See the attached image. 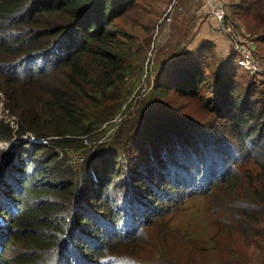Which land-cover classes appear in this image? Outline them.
Listing matches in <instances>:
<instances>
[{
  "label": "trees",
  "instance_id": "1",
  "mask_svg": "<svg viewBox=\"0 0 264 264\" xmlns=\"http://www.w3.org/2000/svg\"><path fill=\"white\" fill-rule=\"evenodd\" d=\"M138 2L0 0V91L19 118L17 127L0 118V264H208L201 258L212 251L243 264L233 244L264 204V75L239 66L228 36L222 52L210 21L183 46L168 45L174 74L155 81L158 70L151 94L111 136L84 143L100 139L128 100L117 19ZM232 5L226 19L264 43V0ZM199 197L225 218L223 229L234 227L226 255L215 236L210 247L184 234L188 259L164 263L158 249L146 262L131 257L143 240L145 251L154 240L167 249L162 223Z\"/></svg>",
  "mask_w": 264,
  "mask_h": 264
},
{
  "label": "rangeland",
  "instance_id": "2",
  "mask_svg": "<svg viewBox=\"0 0 264 264\" xmlns=\"http://www.w3.org/2000/svg\"><path fill=\"white\" fill-rule=\"evenodd\" d=\"M171 1L172 0H139L137 4L129 8L125 15L117 19V26L122 30V33L119 35L120 39L118 45L122 49V58L125 68V75L121 84L130 90V94L128 100L122 104L113 118L104 122L100 127V135L103 136L97 140L89 139V143H86L88 148L95 144H99L102 140L111 136L120 123L128 118L132 111L138 108L140 102L147 95L151 94V88L156 80L174 74L173 69L170 70L171 66L169 63L170 57L175 58L171 53V49L179 44L183 46V41H188L192 34L198 31L201 32V23H203V19L209 20L212 15L215 23L213 14L210 12L209 8L205 6V0H182L183 10L179 13L177 12L174 15L173 21L167 23L168 25L165 24L164 28L159 33H156L157 20L163 16L166 7ZM233 1L239 0H225L226 8L230 16L233 8ZM237 30L240 31V29ZM123 32L128 35H124ZM212 36L215 39H223V43L225 44L224 46H220L222 52H230L231 45L229 39H227V35L218 31H213ZM158 40H161L160 47L155 50L152 49L155 47ZM204 41L208 44L210 43L206 40V35H202L200 43ZM249 41L252 42L256 50H258L261 59H264V57H262V54L264 55V43L253 40ZM151 42L153 43L151 44ZM168 45H171L172 48L169 52H166ZM162 52L165 53L160 54ZM215 52L219 51L215 49ZM239 66L243 67L241 65ZM158 70H161L163 73L154 81ZM6 113L7 110H4L3 103H0V116ZM5 117L7 118L8 116L5 115ZM80 152H71V157L78 163L84 159L82 158L84 155ZM255 171L258 172V169L255 168ZM218 194L220 195L221 193L217 192L215 197L219 200ZM212 197L213 196L210 198ZM208 202L211 203L209 197H199L188 200L183 205L186 206L185 209L174 212L173 215L168 217L167 222L162 223V227L170 230L172 234L171 243L167 249L164 250L160 243L154 240L147 246L145 251L146 240H143L131 257L146 262V254L151 256L154 254L155 249H158V258L161 262H167L169 257L176 253H181L179 255L182 258L188 259L189 252L187 250H180L181 244L184 241L182 238L184 234L190 235L204 246L210 247L213 245L210 243V239L215 236L214 238L220 241L218 244L219 248L226 255L230 247H232L230 232L234 227L230 226L223 229L222 226L227 225L224 224L226 222L225 218L218 212L216 213L213 211V209H209ZM228 205L235 209L231 203ZM255 212L258 213L257 217L253 221L252 219H247L243 225L246 235L238 238V241L233 244V246L239 245L244 251L242 258L243 264H264V204L257 206ZM218 230L220 234H217ZM195 251L197 252L198 250L196 249ZM215 256L216 251H212L205 253L201 260L208 264L226 263L220 262L217 259L214 260L213 258Z\"/></svg>",
  "mask_w": 264,
  "mask_h": 264
},
{
  "label": "built area",
  "instance_id": "3",
  "mask_svg": "<svg viewBox=\"0 0 264 264\" xmlns=\"http://www.w3.org/2000/svg\"><path fill=\"white\" fill-rule=\"evenodd\" d=\"M205 1L210 5L211 10L216 19V24L213 27L216 30L227 33L232 37L234 43V50L240 53V56L238 58L239 65L244 66L253 73L264 74V59H261L260 55L256 53L255 46L252 44V42L247 39H244L241 36L240 32H238V30H236V28L233 26V24L226 19V10L223 2L221 0ZM174 9L175 1L168 6L162 18L159 20L160 26L164 22L171 21ZM7 116V119L15 125L16 122L14 117L9 115ZM32 139H34V137H32ZM85 142L88 143L87 138L85 139Z\"/></svg>",
  "mask_w": 264,
  "mask_h": 264
},
{
  "label": "clouds",
  "instance_id": "4",
  "mask_svg": "<svg viewBox=\"0 0 264 264\" xmlns=\"http://www.w3.org/2000/svg\"><path fill=\"white\" fill-rule=\"evenodd\" d=\"M175 1V9H174V12H175V10L177 9V8H179V9H181V6L177 3V0H172L170 3H169V5L172 3V2H174ZM222 1V0H221ZM223 2V1H222ZM223 4H224V6H225V3L223 2ZM168 5V6H169ZM168 6L166 7V9L168 8ZM205 6L206 7H208L209 8V10H210V12L213 14V12H212V10H211V7H210V5L205 1ZM166 9H165V11H166ZM225 10H226V7H225ZM174 12H173V14H174ZM165 13V12H164ZM163 13V14H164ZM173 14H172V17H173ZM213 16H214V14H213ZM162 18V17H161ZM160 18V19H161ZM214 18H215V16H214ZM159 19V20H160ZM159 20L157 21V24H156V33H159V31L160 30H162V28H163V26L165 25V24H167V23H169V22H164V23H162L161 24V26H160V24H159ZM172 20V19H171ZM159 24V25H158ZM216 24V19H215V23H214V21L210 24V29H212L213 31H218V30H216L213 26ZM238 28H236V30H237ZM218 32H220V31H218ZM238 32H240V31H238ZM221 33H224V32H221ZM225 35H227L228 36V38L231 40V42L233 43V39H232V37L229 35V34H227V33H224ZM240 34H241V36L245 39V37H244V35H243V33L242 32H240ZM247 40H249V39H247ZM233 48H234V43H233V46H232ZM256 49V48H255ZM256 51V53H258L259 54V52H258V50H255ZM262 57H264V55H262ZM239 64V63H238ZM244 67V66H243ZM245 68V67H244ZM247 69V68H246ZM248 70V69H247ZM253 73V72H252ZM256 74H259V73H256ZM261 75H264V74H261ZM0 96H1V98H0V103H3V106H4V110H7V115H9V116H13L14 117V119H15V122H16V124L14 125V124H12L11 123V121L10 120H8L6 117H5V115H1L0 116V118H4L6 121H9L10 122V124L13 126V127H17L18 126V124H17V122L19 121V118H18V114L17 113H15V112H11V111H9L8 109H6V108H9L7 105H6V98H5V95H4V93H2L1 91H0ZM31 136H30V139L32 140V141H42V142H47L48 141V139L47 138H36L33 134H30ZM32 137H34V139H32ZM84 138L86 139V137L84 136ZM85 139H84V141H85ZM44 140H46V141H44ZM88 140V139H87ZM89 141V140H88ZM89 143V142H88ZM85 144H86V142H85Z\"/></svg>",
  "mask_w": 264,
  "mask_h": 264
},
{
  "label": "crops",
  "instance_id": "5",
  "mask_svg": "<svg viewBox=\"0 0 264 264\" xmlns=\"http://www.w3.org/2000/svg\"><path fill=\"white\" fill-rule=\"evenodd\" d=\"M208 21H210V24L213 22V17H212V15H211V19H209ZM210 26V25H209ZM219 45H221V43H223V42H221V41H216ZM224 44L225 43H223V46H224ZM263 55V54H262Z\"/></svg>",
  "mask_w": 264,
  "mask_h": 264
},
{
  "label": "bare ground",
  "instance_id": "6",
  "mask_svg": "<svg viewBox=\"0 0 264 264\" xmlns=\"http://www.w3.org/2000/svg\"><path fill=\"white\" fill-rule=\"evenodd\" d=\"M4 114V113H3ZM6 115V114H5Z\"/></svg>",
  "mask_w": 264,
  "mask_h": 264
}]
</instances>
